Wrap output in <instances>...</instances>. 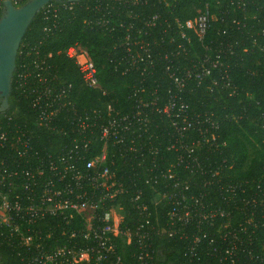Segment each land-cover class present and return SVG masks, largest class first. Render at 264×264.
I'll return each mask as SVG.
<instances>
[{
	"label": "trees",
	"instance_id": "trees-1",
	"mask_svg": "<svg viewBox=\"0 0 264 264\" xmlns=\"http://www.w3.org/2000/svg\"><path fill=\"white\" fill-rule=\"evenodd\" d=\"M232 1L48 2L37 12L20 41L8 96L9 108L0 112V130L15 132L24 129L31 136L32 143L41 148L43 155L54 154L71 147L72 140L79 137L72 131L79 115L96 120V114H105L107 105L122 115L132 111L139 95L149 97L156 93L165 100L170 96L177 98L179 94L186 105L188 121L192 122L187 141L197 139V128L201 125L206 126L213 136H209L210 142L194 150L192 155L197 158L198 166L176 169L178 179L186 181V193L199 200L198 207L224 209L234 220L247 214L248 207L243 205L245 198L255 197L257 202L262 200L261 206L257 203L253 208L256 226L252 234V253L254 256L261 253L260 249L264 248V52L258 44L264 42L259 33L264 27V0H245L242 7L236 4V0ZM205 5L211 18L208 29L199 40L197 32L185 27L184 23L193 19ZM233 20L240 21V24H234ZM251 24L254 30L249 28ZM127 34L131 37L132 49L137 48L134 40L139 41L140 38L152 47L153 64L147 70H141L142 63L132 64L130 56L126 55L122 42ZM254 37L255 44L252 42ZM73 44L85 48L93 61L99 89L82 85L75 63L64 53ZM217 55L219 62L208 77H203L200 82L187 79L180 90L173 86L171 75L181 74L187 69L199 70L204 56L214 59ZM25 70L28 75L19 84L17 75ZM43 78L46 82L71 85L63 99L64 105L49 128L36 125L38 112L31 105V87L39 85V79ZM67 101L69 104H65ZM161 104L158 100V105ZM194 117L202 122L201 125L193 123ZM207 117L217 124L216 127L205 122ZM164 121L154 117L153 130L158 134L165 129L175 131L174 126ZM93 130L96 132L95 126ZM94 132L92 138L97 136ZM111 142L108 143V156L113 160L110 169L119 189L112 204L117 203L121 207L124 216L122 226L135 223L140 218L136 205L144 203V215L148 213L156 229L153 236L155 257L150 264H180L186 256L192 234H205L208 239L212 229H207L204 223H191L182 225L180 232L168 236L164 215L167 202L160 200L155 203L153 197L158 187L144 183L149 160L141 162L132 153H124L120 157L122 143ZM100 148L101 143L96 142L82 150L80 155L89 159L99 153ZM81 164L76 162L79 168ZM231 186H234L233 190ZM171 187L168 184L166 189L171 190ZM136 192H140L141 199L133 201ZM80 223L77 217L68 225L50 218L49 224L56 226L52 239L59 243L75 242L78 238L68 239L67 233L78 228ZM121 251L125 264L135 262L136 246L133 243L123 249L118 247L117 252ZM254 256L249 264H264V260L255 261ZM238 257L244 261L243 253L239 252ZM0 264H19L15 254L3 245H0Z\"/></svg>",
	"mask_w": 264,
	"mask_h": 264
},
{
	"label": "built area",
	"instance_id": "built-area-1",
	"mask_svg": "<svg viewBox=\"0 0 264 264\" xmlns=\"http://www.w3.org/2000/svg\"><path fill=\"white\" fill-rule=\"evenodd\" d=\"M23 1L12 0L16 6ZM236 1L232 3L245 6V0ZM2 10L3 0H0ZM210 18L205 5L184 25L193 28L201 40L209 27ZM232 22L240 24V21ZM249 28L254 30L253 24ZM259 33L264 38V27ZM130 41L129 34L124 36L122 43L126 55L130 56L132 64L142 63L141 70H147L153 64L152 47L140 38L139 41L134 40L137 48L132 49ZM252 42L256 43V37ZM258 46L264 52V42ZM64 53L75 63L82 85L99 89L96 67L86 49L73 44ZM218 62L219 55L214 59L204 56L199 70L187 69L181 74L171 75L173 86L180 90L191 78L200 82L210 75ZM166 69L169 70V66ZM26 75L27 71L17 75L19 84L24 82ZM46 81V78L39 79V85L31 87L30 91L33 94L31 105L38 112L36 125L43 128L50 127L71 86ZM158 100H161V105H158ZM185 108L179 94L177 98L170 96L164 100L156 93L149 97L139 95L132 111L122 115L113 112L112 107L107 105L105 114H96L99 121L97 118L77 116L72 131L79 137L72 140L73 145L46 155L41 153L37 144L32 143L26 130H0V245L9 248L19 264H125L123 251L117 252V248L123 249L133 243L136 246L135 262L128 264H150L155 257L153 236L156 229L148 213L144 215L146 205H136L140 218L135 223L122 226L124 216L121 207L117 203L112 204L119 193L110 169L113 160L108 156V143L112 141L113 144L122 143L120 157L124 153H132L141 162L149 160L144 183L158 187L153 197L155 203L160 200L167 202L164 215L168 236L180 232L182 225L191 223H204L207 229H212L208 239L205 234H192L188 251L180 264H249L254 256L252 234L256 223L253 221V208L257 203L261 206L262 200L257 202L255 197L245 198L243 205L248 207L247 214L234 220L224 209L198 207L199 200L186 193L188 185L185 180L178 179L176 169L198 166L199 162L192 154L203 143L210 142L212 133L194 117L193 123L201 126L197 128V139L188 142L187 133L192 122L188 121ZM154 117L169 122L175 131L165 129L158 134L152 128ZM205 122L213 127L217 125L209 117ZM262 125L264 127V115ZM93 132L97 134L95 138H92ZM96 142L101 143L99 153L89 159L80 155L82 150H87ZM154 142L157 144L153 145ZM77 161L82 162L81 168L76 166ZM168 184L172 185L171 190L166 189ZM233 187L230 189L233 190ZM140 199V192H136L133 201ZM107 202L111 203L106 205ZM75 217L80 219V226L68 231L67 238L78 240L69 244L52 239L56 226L49 224L50 218L68 225ZM260 250L261 253L254 256L258 262L264 260V248ZM239 252L243 253L244 261L238 257ZM246 258L249 260L246 261Z\"/></svg>",
	"mask_w": 264,
	"mask_h": 264
},
{
	"label": "water",
	"instance_id": "water-1",
	"mask_svg": "<svg viewBox=\"0 0 264 264\" xmlns=\"http://www.w3.org/2000/svg\"><path fill=\"white\" fill-rule=\"evenodd\" d=\"M50 1L53 0H26L16 6L12 0H3L0 16V112L9 108L8 96L11 92L20 41L37 12Z\"/></svg>",
	"mask_w": 264,
	"mask_h": 264
},
{
	"label": "rangeland",
	"instance_id": "rangeland-1",
	"mask_svg": "<svg viewBox=\"0 0 264 264\" xmlns=\"http://www.w3.org/2000/svg\"><path fill=\"white\" fill-rule=\"evenodd\" d=\"M248 15H252V14L248 13Z\"/></svg>",
	"mask_w": 264,
	"mask_h": 264
}]
</instances>
